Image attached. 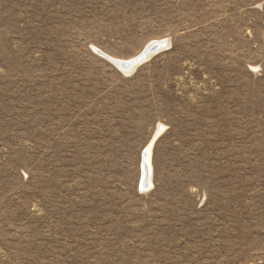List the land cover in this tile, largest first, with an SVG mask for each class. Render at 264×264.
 <instances>
[{
	"label": "rangeland",
	"instance_id": "374dc122",
	"mask_svg": "<svg viewBox=\"0 0 264 264\" xmlns=\"http://www.w3.org/2000/svg\"><path fill=\"white\" fill-rule=\"evenodd\" d=\"M0 264H264V0H0Z\"/></svg>",
	"mask_w": 264,
	"mask_h": 264
},
{
	"label": "bare ground",
	"instance_id": "6f19581e",
	"mask_svg": "<svg viewBox=\"0 0 264 264\" xmlns=\"http://www.w3.org/2000/svg\"><path fill=\"white\" fill-rule=\"evenodd\" d=\"M155 43H158L160 48H165L167 46V41H153V42L149 43L136 57H134L130 60H126V61L112 59V58H110L104 54L102 56L105 57L107 60H109L121 72L131 73L133 70H135L136 67H138L140 64L147 61L152 55L155 54V52L153 51V45ZM151 146L149 145L147 147V149L145 150V153H144V161H143V164L141 166L143 169L141 188H145L149 184V173H148V171L150 169L149 156H150Z\"/></svg>",
	"mask_w": 264,
	"mask_h": 264
},
{
	"label": "water",
	"instance_id": "95a60500",
	"mask_svg": "<svg viewBox=\"0 0 264 264\" xmlns=\"http://www.w3.org/2000/svg\"><path fill=\"white\" fill-rule=\"evenodd\" d=\"M162 49H163V48H160V46H159L158 43H155V44L153 45V51H154L155 53L159 52V51L162 50Z\"/></svg>",
	"mask_w": 264,
	"mask_h": 264
}]
</instances>
